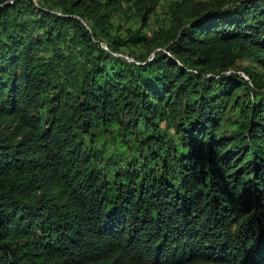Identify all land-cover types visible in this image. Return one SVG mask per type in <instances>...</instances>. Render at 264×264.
I'll return each mask as SVG.
<instances>
[{"label":"trees","instance_id":"obj_1","mask_svg":"<svg viewBox=\"0 0 264 264\" xmlns=\"http://www.w3.org/2000/svg\"><path fill=\"white\" fill-rule=\"evenodd\" d=\"M161 1L0 0V264H264V0Z\"/></svg>","mask_w":264,"mask_h":264},{"label":"rangeland","instance_id":"obj_2","mask_svg":"<svg viewBox=\"0 0 264 264\" xmlns=\"http://www.w3.org/2000/svg\"><path fill=\"white\" fill-rule=\"evenodd\" d=\"M173 1H181V0L161 1L156 13L153 16H151L148 26L144 29L145 34L153 35L154 32L161 29H167L170 26L171 17H170L169 7ZM48 6L51 7L54 11L61 12L63 10L61 8V5L57 4V2L51 3L50 1ZM113 25L114 26L112 27V34L120 35L122 37H125L126 29L131 28L133 30H137L141 27V23L139 20L130 17H123V18L117 17L114 19ZM139 51H140L139 48H128V49L123 48L122 55L126 59L132 61L134 56H132L130 53L133 52L137 54ZM257 71L261 73L264 79V70L262 68H257Z\"/></svg>","mask_w":264,"mask_h":264}]
</instances>
